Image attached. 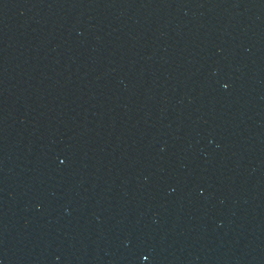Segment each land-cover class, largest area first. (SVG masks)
<instances>
[{"label": "water", "instance_id": "obj_1", "mask_svg": "<svg viewBox=\"0 0 264 264\" xmlns=\"http://www.w3.org/2000/svg\"><path fill=\"white\" fill-rule=\"evenodd\" d=\"M0 264H264V0H0Z\"/></svg>", "mask_w": 264, "mask_h": 264}]
</instances>
